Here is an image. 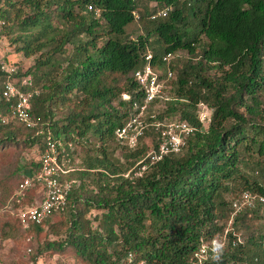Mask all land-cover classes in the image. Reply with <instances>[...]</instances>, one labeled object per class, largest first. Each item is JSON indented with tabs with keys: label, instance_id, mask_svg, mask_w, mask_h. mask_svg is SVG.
<instances>
[{
	"label": "trees",
	"instance_id": "1",
	"mask_svg": "<svg viewBox=\"0 0 264 264\" xmlns=\"http://www.w3.org/2000/svg\"><path fill=\"white\" fill-rule=\"evenodd\" d=\"M149 1L154 5L148 7ZM87 4L99 9L98 17L84 12ZM156 5L170 10L146 19ZM135 9L138 23L145 21L132 37L125 30ZM0 17L15 26V51L37 54L23 72L13 63L17 71L11 79L16 84L30 75L39 89L30 107L36 125L9 122L23 128L29 145L42 147L47 131L76 147L90 144L91 136L96 143L82 156L80 168L62 176L78 182L64 209L30 226L38 232L50 218L67 214L63 241L47 242L45 248L70 246L81 264H191L199 243L222 232L218 220L229 211L224 192L240 189L264 197V183L249 181L240 170L264 173L259 107L264 103V0H0ZM147 49L161 73L160 58L171 54L168 67L175 77L167 81L174 96L154 117L185 120L195 130L178 152L153 161L144 157L141 138L134 148L119 146L127 150L120 162L108 146L116 143L114 129L138 101L132 72L143 64ZM179 50L185 56L176 66ZM3 78L0 72V135L11 140L16 132L6 120ZM118 78L124 83L117 84ZM197 103L210 109L205 129L195 113ZM144 135L152 137L149 130ZM33 191L21 204L31 202ZM93 209L98 213L90 221L85 215ZM247 214L264 223V205L234 220L241 224ZM231 239L228 234L226 249L201 264H264L263 232L234 246Z\"/></svg>",
	"mask_w": 264,
	"mask_h": 264
},
{
	"label": "built area",
	"instance_id": "2",
	"mask_svg": "<svg viewBox=\"0 0 264 264\" xmlns=\"http://www.w3.org/2000/svg\"><path fill=\"white\" fill-rule=\"evenodd\" d=\"M136 1V0H132ZM170 10L169 6H163L149 17L155 19L164 17ZM89 12L93 17L99 16V9L91 4L85 6L84 12ZM133 17L134 11L132 12ZM136 15V14H135ZM5 26V21L0 17V32ZM1 36V34H0ZM171 54L160 58L165 67L162 73L151 64L152 54L147 49L143 54V64L132 72V79L137 84L140 95L138 101L131 103V111L126 120L114 129V139L126 148H133L147 129L154 134L156 147L152 149L151 161L159 159L167 153L178 152L185 142L186 137L192 135L195 127L185 120L180 119H156L154 108L159 103L171 99L168 90L171 86L168 80H174V74L169 69L168 63ZM17 66L13 62H1L0 72L3 74L1 83V98L6 104L8 114L6 118L13 119L25 128H34L36 122L30 114L31 98L38 95L39 89L34 85L30 75H22L12 82V76L16 73ZM122 99H128L127 94L121 95ZM197 119L201 126H207L210 118L209 108L199 103ZM148 118V119H146ZM4 118L1 120L4 122ZM36 168L23 174L17 184L16 190L11 196L13 202L18 204L15 208V216L22 229L31 225H40L52 214L64 209L70 188L76 185L73 179H62V176L72 172L78 167L72 160L74 146L72 142L65 141L61 137H55L46 132V139L42 145H36ZM30 190H35L37 198H33L29 204H21ZM257 204L264 205V197L248 191H242L238 198L230 201L227 219L233 221L238 213L252 208ZM225 242L224 236L211 239L206 243L201 241L193 254L191 264H201L209 259H216L219 250ZM234 240H231V244ZM264 246V242L262 243Z\"/></svg>",
	"mask_w": 264,
	"mask_h": 264
},
{
	"label": "rangeland",
	"instance_id": "3",
	"mask_svg": "<svg viewBox=\"0 0 264 264\" xmlns=\"http://www.w3.org/2000/svg\"><path fill=\"white\" fill-rule=\"evenodd\" d=\"M154 3L155 1H149L148 7L153 6ZM161 7L162 6L156 5L155 10H158ZM137 12L138 10L135 9V17H133L134 21L132 25H129L125 30V32H131L132 37L139 33L138 30L139 28L141 29V24L145 21L144 19L142 22L138 23ZM146 19L153 20L150 19V17ZM134 29L137 31L132 32ZM0 34V61L4 60V62H13L17 64L21 72L29 68L37 54L30 57H24L20 52L15 51V44L12 42V39L16 35V31L15 26L12 25L11 21L8 20L5 22V26L3 27ZM174 56H177L176 66H179L180 63H178V59L182 60V58L185 56V53L183 50H179V52L175 53ZM208 74L209 76H212L214 71L209 72ZM117 80V84L119 85L124 83L122 78H118ZM170 86L172 89V84ZM171 89L168 90V95L170 97L174 96L173 89L172 91ZM198 104L199 103H197L195 107L196 115L197 112L199 113L200 111L204 110L202 108L199 109L197 106ZM163 106L164 104L159 103L157 106H155L154 112H159ZM259 107L262 108V111H264V103L260 104ZM54 118H58V114H56ZM7 119L8 118H6V120ZM9 121L11 120H7V122ZM9 124L16 132L14 138L7 140L5 139L4 135H0V264H81L70 246H64L60 250L45 248L47 242L63 241L65 228L69 224L67 214L50 218L48 220L49 223H45L43 226H41L38 232L31 229V227L22 229V227L19 225L15 216V208L18 204H13L11 196L13 195L14 188L21 176L25 174L36 162L38 153L35 148L36 145H29L27 143L28 137L23 128L17 126L14 122H9ZM202 128L205 129L206 126H202ZM90 138L91 139L88 140L90 144H86L85 146L79 145L78 147L74 148L72 160L75 162V166L78 168L81 167L82 156H84V154L90 155L91 153H88L87 149L95 147L96 143L94 138L92 136ZM141 139V143L145 149L144 157H150L152 154V149L154 148V141L156 142L154 134H152V137H147L144 135V137ZM117 144L115 142H110L108 150H111L112 158H117L120 162H123L124 155L127 153V150L119 147L121 145ZM240 170L246 175L249 181L255 180L264 183V173L260 174L255 170V168L250 169V167H240ZM126 175L127 173L124 174V176ZM86 187L89 188L90 183L87 184ZM239 190L240 189H235L234 191L224 192L223 198L225 202L230 204V201L238 198L241 193ZM31 196L33 198H37V193L33 191ZM97 213L98 210L93 209L86 213L85 216L91 221L92 216ZM234 221V218L233 221L229 222V220L224 217L218 220V223L223 226V229L222 232L213 239L224 236L225 246L223 244L222 248L226 249V240L228 234L232 236L231 240H234V243L231 245L234 246L238 242L246 241L249 235L256 237L259 232L264 233V223L260 219L257 220L255 217H252L250 214L246 215V219L242 221L241 224L239 220L235 222ZM90 224L91 226H94V222ZM204 242L206 243L207 241ZM262 248H264V246H262ZM220 250L217 256L219 255ZM237 264L248 263L244 262Z\"/></svg>",
	"mask_w": 264,
	"mask_h": 264
},
{
	"label": "clouds",
	"instance_id": "4",
	"mask_svg": "<svg viewBox=\"0 0 264 264\" xmlns=\"http://www.w3.org/2000/svg\"><path fill=\"white\" fill-rule=\"evenodd\" d=\"M124 100H126V99H124ZM170 100H171V99H170ZM168 101H169V100H168ZM125 120H126V119H125ZM125 120H124V121H125ZM124 121H122L118 126H120ZM145 131H147V129H146ZM145 131H144L142 137H144ZM142 137H140V138H142ZM140 138L138 139V141L140 140ZM116 143H117V142H116ZM121 146H122V145H121ZM135 146H136V145H135ZM135 146H134V147H135ZM134 147H133V148H134Z\"/></svg>",
	"mask_w": 264,
	"mask_h": 264
}]
</instances>
